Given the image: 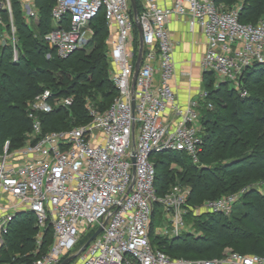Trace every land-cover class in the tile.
Masks as SVG:
<instances>
[{
	"label": "built area",
	"instance_id": "built-area-1",
	"mask_svg": "<svg viewBox=\"0 0 264 264\" xmlns=\"http://www.w3.org/2000/svg\"><path fill=\"white\" fill-rule=\"evenodd\" d=\"M137 2L143 51L132 89L138 47H133L135 22L129 0H54L52 29L44 38L60 59L86 46L93 34L90 21L103 11L112 34L106 56L117 94L103 111L87 103V123L45 133L37 112L52 110L49 92L30 103L26 143L9 150L5 141L0 150V248L15 215L30 212L38 229V246L42 230L48 224L53 230L49 249L30 264H59L85 229L93 225L87 234L91 235L103 223L101 232L78 254V264H264L261 255L238 252L206 259L174 258L154 249L149 239L157 204L166 212L173 234L183 229L190 193L188 186L175 184L159 196L152 155L177 151L198 164L203 143L199 108L207 93L201 92L185 105L177 102L171 85L174 44L168 17L187 16L191 28H201L207 42L202 71L228 81L241 96L247 94L240 81L243 71L255 63L264 64V19L241 22L240 5L224 9L213 0H173L169 7L156 0H136V6ZM21 4L25 16L32 18L34 4ZM5 7L10 10L9 3L0 0V11ZM11 29L16 60L15 30ZM70 102V97L60 98L53 104ZM248 189L204 200L199 208L229 215ZM255 189L264 192V188Z\"/></svg>",
	"mask_w": 264,
	"mask_h": 264
},
{
	"label": "trees",
	"instance_id": "trees-1",
	"mask_svg": "<svg viewBox=\"0 0 264 264\" xmlns=\"http://www.w3.org/2000/svg\"><path fill=\"white\" fill-rule=\"evenodd\" d=\"M9 1L10 12L5 7L0 15L3 29L12 26L15 30L18 55L13 60L11 45H0V150L5 141H8L10 150L24 145L25 133L31 129L27 105L38 94L49 92L48 101L51 103L56 99L71 98L67 106L58 105L49 112H37L42 133L87 123L90 120L87 101L103 111L117 94L107 68V64L110 65L106 56L108 31L102 10L90 21L93 34L86 46L93 43L92 47L85 51V46L60 59L44 38L52 29L54 0H34L35 16L29 21L20 0ZM213 1L229 5L234 0ZM137 7L140 8L139 2ZM263 14L264 0H241V22L255 23ZM133 47H138L135 26ZM203 75L202 85L208 90L199 108L203 143L198 164L177 151H161L151 157L156 170L157 194L161 196L177 184L171 185L176 173L169 169V164L176 162L181 170L178 173L180 181L190 188L185 207L191 209L204 200L216 199L237 192L247 183L264 180V64L255 63L243 71L240 81L247 92L245 96L227 87L228 81H220L217 88L210 85L216 80L212 71L203 72ZM256 75V80H252L251 77ZM209 102L215 103L212 109L207 107ZM202 158L211 161L222 158L227 162L210 166L203 164ZM159 208L158 204L154 206L156 211ZM154 209L149 227L152 231L156 220L153 218ZM196 225L202 236L179 235L167 244L160 241L154 246L149 234L150 243L154 249L174 258H190L191 253L207 254V258L221 257L225 246L241 254L264 257V192L250 188L237 199L229 215L209 213ZM48 226L51 225L44 228L46 231L38 246V229L33 214L15 215L4 235L0 263L12 259L15 253L22 254L18 258L20 261L17 260L21 264H30L39 258L53 241V230L51 227L52 236H48ZM162 245L169 253L161 249ZM29 252H36L35 257L32 253L26 255Z\"/></svg>",
	"mask_w": 264,
	"mask_h": 264
},
{
	"label": "rangeland",
	"instance_id": "rangeland-1",
	"mask_svg": "<svg viewBox=\"0 0 264 264\" xmlns=\"http://www.w3.org/2000/svg\"><path fill=\"white\" fill-rule=\"evenodd\" d=\"M6 2H8L9 4H10V1L9 0H5ZM216 4V3H215ZM241 4V0H234L231 4H229V5H227V4H225V5H219V4H216L217 6H219V7H221V8H226V7H228V6H231V7H235V6H237V5H240ZM230 7V8H231ZM9 8H10V6H9ZM7 10H8V12H10V10L7 8ZM1 16V15H0ZM35 16V15H34ZM34 16H32V17H34ZM260 19H264V14L263 15H260V17H259V19L258 20H260ZM257 20V21H258ZM1 26L3 25V24H0ZM107 26V31H108V36H107V39H106V44H107V51H108V48H109V46H110V42H111V38H112V34L110 33V29H109V27H108V25H106ZM12 27V26H11ZM4 28V26H2V30L3 31H1V29H0V45H7V46H9L10 45V35H12V32H11V30L12 29H8V30H5V29H3ZM3 35H6L5 37V39H4V36ZM14 35H15V31H14ZM92 45H93V43L92 44H89V45H87L85 48H84V50L85 51H88L91 47H92ZM107 68H108V73L110 74V70H111V66L109 65V64H107ZM203 77H204V75H203V72H202V80H203ZM256 78H257V75L256 76H252L251 77V79L252 80H256ZM219 80H214V82L212 83H210V85H212L213 87H216L217 88V85L219 84ZM227 84V83H226ZM233 85L232 84H227V87H229V88H233L232 87ZM207 90L208 89H206L203 85H202V88H201V90L199 91L200 93L201 92H206L207 93ZM39 95H41V94H38V95H36L35 97H37V96H39ZM35 99V98H34ZM33 99V100H34ZM54 100V99H53ZM49 103L51 104V106H52V108L53 107H56V105H54L53 103H51L50 101H49ZM87 103L89 104V105H91L92 106V103L90 102V101H87ZM212 103V102H211ZM215 105V103L214 104H211V107H208L209 109H212L213 108V106ZM58 106V105H57ZM30 108V105L28 106L27 105V110ZM93 108H95V109H97L96 108V106L95 107H93ZM242 108H246L245 106H243ZM259 113H260V111H259ZM38 115V114H37ZM27 133L28 132H26L25 133V142H24V144L26 143V140H27ZM14 148H12L11 150H13ZM15 149H17V148H15ZM10 150V149H9ZM217 160V161H216ZM215 161H211V159H208V158H202V161L204 162L203 164H210V166H212V165H215V164H217V163H219V164H221V163H226L227 162V160H224V159H222V158H217ZM170 168H172V170H174V173H176L175 174V178H174V180L171 182V185L172 184H175V183H177L176 185H180V186H185L184 185V182H181L180 181V179H179V175H178V173L181 171L180 170V168L179 167H177L176 166V162H172L171 164H169V169ZM177 168V169H176ZM178 171V172H177ZM173 173V172H172ZM172 176H173V174H172ZM248 187H250V188H264V180H257V181H253L252 183H247V184H245L243 187H240V189L239 190H241V189H243V188H248ZM200 207V204L199 205H197V206H194V207H192V209L191 208H187V207H185L184 206V208L186 209V213H185V215H184V217H183V220H184V227H183V229L181 230V231H179L177 234H173L172 233V231H171V229H170V224H169V220H168V218H167V214H166V212H164V210H163V208L162 207H160L159 208V210L158 211H156L155 209H154V214H153V218L155 219L156 218V220L154 221V228L156 229V228H159L160 226H161V229L159 230V231H156L155 229H154V231H152L151 229H149L150 230V232H149V234H150V236H151V241H152V243H153V245L154 246H157V243L158 242H165V244H167L172 238H174V237H176V236H179V235H188V236H191V237H199V236H202V232H201V230H200V228L196 225V223L197 222H199V221H201V220H204V219H206V216L207 215H209V212H206V211H203L201 208H199ZM50 225V224H49ZM49 227V231H48V236H52V232H51V226H48ZM94 229V226L92 225L91 227H88L87 229H85V232L83 233V236L82 237H80L79 238V240H78V243H77V245H76V247L73 249V250H71L70 252L72 253H74V251H77L78 249H80L84 244H85V242L88 240V238L92 235H87L89 232H91V230H93ZM46 231V230H45ZM45 231H44V229L42 230V234H43V232L45 233ZM40 244H41V240H40ZM160 248V247H159ZM161 249H164L167 253H169L168 252V249L166 248V246H164V245H162L161 246ZM235 249H233V248H231L230 246H225V247H223V252H222V254L224 255V254H227V253H229V252H235L234 251ZM30 253H32V257H35V253L36 252H29L28 254H26V255H29ZM171 254V253H170ZM22 254L21 253H15L14 255H13V258L12 259H10V260H8V261H5V262H3V263H6V264H19L18 263V261L17 260H19L18 258L21 256ZM189 257H190V259H206L207 257H208V255L207 254H203V255H201V256H199V255H197V254H195V253H191V254H189L188 255ZM63 258H65V257H63ZM63 258H62V260H63ZM16 259V260H15ZM20 261V260H19ZM78 261H79V259H78V257L76 256L73 260H71L68 264H78ZM21 264V263H20Z\"/></svg>",
	"mask_w": 264,
	"mask_h": 264
},
{
	"label": "crops",
	"instance_id": "crops-1",
	"mask_svg": "<svg viewBox=\"0 0 264 264\" xmlns=\"http://www.w3.org/2000/svg\"><path fill=\"white\" fill-rule=\"evenodd\" d=\"M23 1L34 4V0H20L21 3ZM156 1L162 7H169L173 3V0ZM167 28L174 44L175 73L171 85L177 102L185 105L190 98H197L202 88L203 71L200 61L206 50V37L199 26L190 27L187 16H169Z\"/></svg>",
	"mask_w": 264,
	"mask_h": 264
},
{
	"label": "water",
	"instance_id": "water-1",
	"mask_svg": "<svg viewBox=\"0 0 264 264\" xmlns=\"http://www.w3.org/2000/svg\"><path fill=\"white\" fill-rule=\"evenodd\" d=\"M129 2H130L131 9H132L135 26H136V29L138 31V51H137V57H136L135 66H134V72H133V76H132V89H133L134 80H135L136 75L138 73L140 62H141V58H142L143 42H142V31H141V27H140V24L138 22V17H137L136 0H129ZM133 160L134 159L132 157V161ZM103 225H104V223H103ZM103 225H100L93 232V234L88 238V240L85 242V244L80 249H78L77 251H74V253L73 252L72 253L71 252L68 253V255L65 258H63V260L61 262H59V264H68L71 260H73L76 256H78V254L85 247H87V245L101 232Z\"/></svg>",
	"mask_w": 264,
	"mask_h": 264
}]
</instances>
